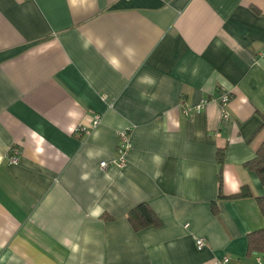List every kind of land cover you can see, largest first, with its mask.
Segmentation results:
<instances>
[{"label":"crops","instance_id":"1","mask_svg":"<svg viewBox=\"0 0 264 264\" xmlns=\"http://www.w3.org/2000/svg\"><path fill=\"white\" fill-rule=\"evenodd\" d=\"M262 53L264 0H0V264H262Z\"/></svg>","mask_w":264,"mask_h":264},{"label":"trees","instance_id":"2","mask_svg":"<svg viewBox=\"0 0 264 264\" xmlns=\"http://www.w3.org/2000/svg\"><path fill=\"white\" fill-rule=\"evenodd\" d=\"M262 127H264V113L261 114ZM218 162L222 163V152L218 153ZM245 166L254 171L259 177L262 184H264V141L260 144L256 150L255 156L245 162ZM218 185L221 187V174H218ZM251 191L248 186H242L239 192L226 196L228 199L232 198H246L250 197ZM222 193L219 190V197H222ZM256 202L258 208L264 216V195L257 196ZM213 213H217V209L213 206ZM128 221L135 232H138L146 227H157L160 225V221L157 215L147 202H140L133 206L128 212ZM247 254L259 255L262 264H264V227L251 231L247 235Z\"/></svg>","mask_w":264,"mask_h":264},{"label":"built area","instance_id":"3","mask_svg":"<svg viewBox=\"0 0 264 264\" xmlns=\"http://www.w3.org/2000/svg\"><path fill=\"white\" fill-rule=\"evenodd\" d=\"M262 57H264V53H262ZM229 99H230V96L226 91H222L220 93V95L218 96V102L223 107V110L225 109V107L229 103ZM204 103H205V101L203 100L196 106L183 105L182 106L183 113L189 114L193 110H198L203 106ZM100 121H101L100 116L95 115L92 119L91 127L98 125L100 123ZM81 129L85 130L84 128H80V127L77 130H81ZM131 148H132V142H131L130 135H129V129L128 128L120 129L117 132V145H116L117 163L119 165L125 164V162L127 160L128 153L131 150ZM11 152L12 153L9 154L8 161L10 164H16L18 162V159H19L18 155H17V151L15 149H13ZM106 165H107V163L105 161H102L100 163V166L103 168L106 167ZM196 245H197V248H201L204 245L203 239L197 238L196 239Z\"/></svg>","mask_w":264,"mask_h":264},{"label":"clouds","instance_id":"4","mask_svg":"<svg viewBox=\"0 0 264 264\" xmlns=\"http://www.w3.org/2000/svg\"><path fill=\"white\" fill-rule=\"evenodd\" d=\"M84 47H85V49H87V47H88V43H87V42H85ZM112 63L115 64L116 62L113 61ZM141 79H142V80H147L148 83H154L153 80H151V79H146L145 77H144V78H141ZM85 178H86V177H85Z\"/></svg>","mask_w":264,"mask_h":264}]
</instances>
